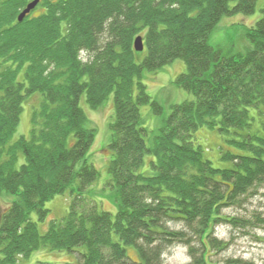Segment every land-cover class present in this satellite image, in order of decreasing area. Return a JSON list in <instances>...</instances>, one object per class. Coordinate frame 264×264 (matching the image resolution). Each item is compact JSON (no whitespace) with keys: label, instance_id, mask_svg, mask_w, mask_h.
Returning a JSON list of instances; mask_svg holds the SVG:
<instances>
[{"label":"trees","instance_id":"trees-1","mask_svg":"<svg viewBox=\"0 0 264 264\" xmlns=\"http://www.w3.org/2000/svg\"><path fill=\"white\" fill-rule=\"evenodd\" d=\"M33 1L0 0V191L16 197L0 210V264L39 250L75 253L77 264H162L177 244L190 264H207L210 250L225 248L214 227L236 222L222 210L264 185V9L246 31L252 48L225 55L209 45L210 32L223 16L253 13L257 0H39L19 22ZM176 59L186 72L174 83L193 100L171 105L150 132L140 108L163 109L142 75ZM36 93L29 136L11 141ZM109 95L111 158L100 192L112 195L113 216L87 196L98 178L89 162L95 131L79 106L84 96L99 109ZM200 127L236 150L220 154L227 167H213L195 145ZM66 194V215L40 234L32 215L44 222L45 203Z\"/></svg>","mask_w":264,"mask_h":264},{"label":"rangeland","instance_id":"rangeland-1","mask_svg":"<svg viewBox=\"0 0 264 264\" xmlns=\"http://www.w3.org/2000/svg\"><path fill=\"white\" fill-rule=\"evenodd\" d=\"M264 9V0H257L255 9L251 14H235L223 16L215 25L208 36V43L213 47H219L225 55L244 54L252 46L246 38V31L254 25L261 17ZM142 37V36H141ZM145 56V50L137 54L136 62H140ZM186 72L185 63L176 59L156 71H144L142 82L146 87L148 96L158 102L162 107V115H154L151 107L142 106L140 113L144 127L150 132L159 129L163 121L170 114L171 105L180 104L186 100H193V96L183 89L177 87L175 79ZM41 96L36 93L23 104L20 122L11 141L19 136H29L30 115L33 108L38 107ZM86 118L87 126L95 131L94 142L90 148L89 162L97 169L98 178L87 194L93 201L99 203V210L115 214L116 205L109 191L101 193L100 190L109 179L107 172L111 153L107 149L110 138L109 123L113 117V97L108 96L103 105L96 110L91 109L82 96L79 102ZM257 126V125H256ZM255 126V127H256ZM194 143L202 149L203 156L209 160L213 167H227L228 163L221 160L220 154L231 149L225 139L216 129L200 127L194 134ZM150 144V141L147 142ZM15 196L7 195L0 191V210L15 200ZM70 195L56 196L47 203L45 208L49 211L47 219L40 223L36 216L32 220L37 223L40 234H44L50 220L61 221L66 215L69 207ZM222 216L226 220L235 219V223L219 222L213 229V236L225 244L221 251H209V262L207 264H229L230 259H238L247 264H264V185L251 195L245 197L237 205L229 206L222 210ZM175 228L174 224H171ZM181 228L177 225L175 229ZM127 255L137 260L133 247L126 248ZM187 247L181 244L173 245L166 249L162 256V264H190ZM75 253L39 250L33 252L28 259H19L17 264H77Z\"/></svg>","mask_w":264,"mask_h":264},{"label":"water","instance_id":"water-1","mask_svg":"<svg viewBox=\"0 0 264 264\" xmlns=\"http://www.w3.org/2000/svg\"><path fill=\"white\" fill-rule=\"evenodd\" d=\"M39 0H35L31 3H29L26 8L20 13L18 16V21L21 22L26 15H28L38 4ZM133 48L135 52H142L144 49L143 40L141 36H138L133 41Z\"/></svg>","mask_w":264,"mask_h":264}]
</instances>
